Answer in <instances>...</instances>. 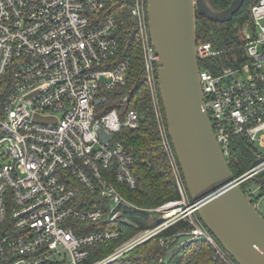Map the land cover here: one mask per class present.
<instances>
[{
	"label": "built area",
	"instance_id": "1",
	"mask_svg": "<svg viewBox=\"0 0 264 264\" xmlns=\"http://www.w3.org/2000/svg\"><path fill=\"white\" fill-rule=\"evenodd\" d=\"M105 6L104 0H0V149L8 158L0 165V223L8 225L0 258L8 264H111L187 217L194 227L184 232L182 243L205 238L225 264H238L188 204L162 120L148 0H132L131 12L138 19L145 75L181 199L156 209L164 218L155 226L133 231L115 225L131 221L124 209L138 208L122 190L138 185L136 158L116 134L137 127L140 115L134 107L121 112L106 106L109 92L127 82L130 63L113 60L118 19L106 14ZM251 11V23L242 30L245 61L219 73L199 70L205 108L227 160L235 135L262 151L258 164L238 178L241 183L264 171V0L254 2ZM196 52L199 60L220 53L209 42L198 43ZM83 188L104 202L80 205ZM245 193L252 200L256 189ZM182 205V216L171 218L168 212ZM104 220L110 226L89 232L87 224ZM112 240L120 243L111 253L90 258L92 247Z\"/></svg>",
	"mask_w": 264,
	"mask_h": 264
},
{
	"label": "trees",
	"instance_id": "2",
	"mask_svg": "<svg viewBox=\"0 0 264 264\" xmlns=\"http://www.w3.org/2000/svg\"><path fill=\"white\" fill-rule=\"evenodd\" d=\"M104 1L106 4L105 13L114 15L118 19L115 36L118 39L119 49L113 60L116 65L125 61L130 63L127 71V82L118 85L109 92V100L106 106L108 109L119 108L121 112H126L134 107L140 115V124L137 127H124L116 134V139L120 140L126 151L132 153L136 158L134 166L138 185L135 189L123 186L122 190L124 196L134 205H137L138 208L136 210H123L124 215L133 223L118 220L115 225L130 226L133 231H136L137 229L141 230L155 226L163 220V218H160L155 224L149 225L148 216L150 212L146 209L170 200H179L181 195L168 151L163 146L162 135H160L153 94L145 75V59L138 19L131 12L132 0ZM232 1L209 0L212 7L217 10L229 6ZM256 1L258 0H246L233 19L225 22L213 21L197 12V43H212L214 48L220 51L216 56L209 57L206 60L200 59L201 67H207L213 73H219L226 66H237L245 61V58L242 57V44L244 43L242 30L245 25L251 23V8ZM158 80L157 89L162 120L169 135ZM230 148L231 155L228 163H230L236 178H240L247 173L261 160L259 154L262 151L259 147L242 135H235L232 138ZM180 173L184 180L181 166ZM241 186L244 192L249 189H256L259 192L252 199V203L256 204L258 198L264 196V171L249 177L241 183ZM186 191L189 195L187 186ZM81 197H83L82 200L87 201V203L85 201L80 203L82 206H97L102 202L97 195H89L84 188L81 190ZM189 200L192 202L191 195H189ZM196 216L199 217L197 211ZM136 224L137 226H135ZM87 225L89 232H91L104 229L110 226V223L104 220L103 222H92ZM193 227L194 225L191 224L189 218H181V220L166 228L165 231L153 236L152 239L122 254L119 259L111 264H152L154 259L158 260L156 264H225L215 254L213 245L205 238L182 243V238L185 236L184 232ZM7 231L8 225L0 223V242ZM162 240L168 241L167 245H163ZM119 243L118 240H112L106 242V244L92 247L90 258L97 259L106 256ZM160 258H163V260L159 261ZM0 264H8V261L0 258Z\"/></svg>",
	"mask_w": 264,
	"mask_h": 264
},
{
	"label": "water",
	"instance_id": "3",
	"mask_svg": "<svg viewBox=\"0 0 264 264\" xmlns=\"http://www.w3.org/2000/svg\"><path fill=\"white\" fill-rule=\"evenodd\" d=\"M246 0L221 10L209 0H148L151 42L168 132L192 205L238 264H264V216L243 191L205 108L197 57V12L230 21ZM47 118H42V122Z\"/></svg>",
	"mask_w": 264,
	"mask_h": 264
},
{
	"label": "rangeland",
	"instance_id": "4",
	"mask_svg": "<svg viewBox=\"0 0 264 264\" xmlns=\"http://www.w3.org/2000/svg\"><path fill=\"white\" fill-rule=\"evenodd\" d=\"M2 152H3V150L0 149V165L4 164L8 160V158H6ZM256 193L259 194L258 191H256ZM188 197L189 196L187 195V201H188V204H190ZM163 204H165V203H163ZM163 204H160L158 206L146 209L147 211L150 212V214L148 216V224L149 225L155 224L160 218H164L163 213L156 210L157 208H159ZM135 206H137V205H135ZM255 207L258 208L260 210V212L262 213V215L264 216V196H261L258 198L257 203L255 204ZM184 209H185V205H182V207L179 211L178 210L177 211H170L168 213H170L171 218H178V217L182 216V212Z\"/></svg>",
	"mask_w": 264,
	"mask_h": 264
},
{
	"label": "bare ground",
	"instance_id": "5",
	"mask_svg": "<svg viewBox=\"0 0 264 264\" xmlns=\"http://www.w3.org/2000/svg\"><path fill=\"white\" fill-rule=\"evenodd\" d=\"M172 214V213H171Z\"/></svg>",
	"mask_w": 264,
	"mask_h": 264
}]
</instances>
